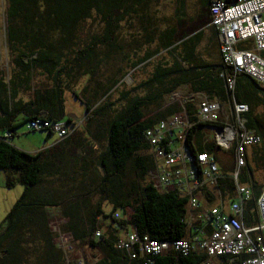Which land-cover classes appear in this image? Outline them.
Returning <instances> with one entry per match:
<instances>
[{"label":"trees","instance_id":"trees-1","mask_svg":"<svg viewBox=\"0 0 264 264\" xmlns=\"http://www.w3.org/2000/svg\"><path fill=\"white\" fill-rule=\"evenodd\" d=\"M148 1L5 0L6 42L12 68L7 76L0 74V169L4 172V186L11 188L19 183L22 192L0 224V264H62V252L56 248L55 234L50 229L51 217L54 218L49 213L51 210H58L67 219L64 230L70 231L80 241L88 238L87 242L97 248L101 258L96 264H141L137 260L129 262L126 255L114 247L115 230L110 225L99 239L91 238L93 231L101 226L97 223L99 216L112 220L110 214L103 213L102 200L110 203L114 210L121 209L125 217L120 224L130 225L138 234H146L156 240H174L184 235L185 200L174 192L159 193L147 180L146 172L152 163L145 154L147 146L142 140V132L181 112L180 103L165 101L179 86H189L194 93H213L220 99L224 94L229 98L230 92L220 76L224 67L219 56L215 57V53L207 61L198 56L196 44L199 43V33L185 37L178 44L172 42L174 32L170 29L157 35L160 47L133 61L132 68L149 62L161 52L168 53L170 60H165L163 68L155 67L151 72L148 95L130 98L120 113L111 115L113 104L108 102V96L97 105V100L84 99L85 110L89 111L85 123L89 133L87 138L74 129L64 139L35 153L20 150L7 141L14 135L19 115L22 121L18 124L36 117L50 122L64 120L63 94L74 72L89 71L94 77L101 62L120 54L122 45H118L116 40L120 37L119 25L139 11L143 13L140 21L146 25ZM208 3L209 0H205L203 17L206 13L208 15ZM94 16H99L101 32L87 33L85 24ZM141 28L145 29L146 42H151L154 30L150 34L143 24ZM208 42L215 47L214 41ZM103 47L108 51L101 54ZM261 56L264 58V52ZM35 74L45 77L48 82L32 86ZM108 90L102 93V97ZM21 93L28 94V99L24 100ZM233 96L237 102L248 105L247 127L262 138L264 122L255 114V109L258 106L264 108V89L242 74L236 78ZM183 106L190 120L195 121L192 115L196 111L194 101ZM214 125L194 123L187 134V144L192 152L206 151L217 155L213 141L202 143L196 136L199 127L211 128ZM88 136L101 143V151L96 154V164L102 172L100 180L94 185V191L93 187L88 191L83 189L85 197L79 204L69 202V199L56 200L47 187L49 177L59 170V165L55 164L69 151V146H88ZM128 163L136 177L126 187L124 180ZM247 169L252 174L248 166ZM221 170L225 172L223 168ZM240 182L248 183L252 191L243 220L246 224L256 223L254 201L264 182L259 184L242 173ZM219 188L223 196H233V183L229 178L221 179ZM94 192L99 198L90 204L87 197ZM196 261L193 255H170L155 257L153 264H194Z\"/></svg>","mask_w":264,"mask_h":264},{"label":"built area","instance_id":"built-area-1","mask_svg":"<svg viewBox=\"0 0 264 264\" xmlns=\"http://www.w3.org/2000/svg\"><path fill=\"white\" fill-rule=\"evenodd\" d=\"M208 19L217 34L219 60L224 67L220 76L230 92L228 108L211 95L191 93L176 101L182 106L181 112L142 132L145 154L152 163L146 178L159 193L174 192L185 200V232L174 240L151 239L128 224H120L121 217L114 212L109 220L119 227L107 225L115 230L114 247L129 262L153 264L157 256L193 255L197 258L194 264H264V185L254 201L257 222L246 224L244 210L252 191L248 183L240 182L246 149L257 146L261 136L247 127L248 105L233 96L236 78L242 74L264 89V0H209ZM189 101L196 106L192 114L195 121L190 120L183 106ZM172 102L175 101L168 103ZM68 120L50 122L36 117L27 123V128L49 130L59 141L74 130H69V123L72 127L77 123L75 118ZM194 123L215 124L211 127L215 149L221 153L231 151L232 167L228 172L221 170L213 153L190 150L187 134ZM224 178L233 183L231 198L223 196L219 188V181ZM101 218L104 219L97 218L101 226L93 231V239H99L107 227L101 224ZM52 222L53 241L62 252V264H96L100 260V253L87 242L88 238L80 241L63 229L66 218L53 219L50 228Z\"/></svg>","mask_w":264,"mask_h":264},{"label":"rangeland","instance_id":"rangeland-1","mask_svg":"<svg viewBox=\"0 0 264 264\" xmlns=\"http://www.w3.org/2000/svg\"><path fill=\"white\" fill-rule=\"evenodd\" d=\"M147 7V18H145L146 25L142 22L143 27L150 31L154 30V37L151 42L147 43L145 37V29L143 30L140 25V19H135L134 15L125 22L119 25L120 37H117L118 45H122L120 54L108 57L106 61L100 63V68L97 69L94 77L91 72H74V76L69 81V87L64 90V105L66 116L64 121H67L71 114V118H75L74 127L69 123V130L71 128L81 131H86V116L89 111L85 110L83 99L97 100L96 105L103 101L108 96V102L112 103L111 115L120 113L128 105L129 99L132 97L147 96L150 89H147L151 81V72L155 67L165 66V60H170V56L166 52H161L152 57L149 62H144L132 68L131 63L140 59L144 53L152 52L160 47V41L157 35H160L166 28H175L176 34L172 38L175 44L180 43L186 35L195 32L200 28H205L208 25V15L203 17V6L205 0H149ZM95 15V14H93ZM209 26V25H208ZM213 28V27H212ZM102 24L99 16L88 20L85 24V31L91 33L101 32ZM8 30V21L6 17V3L5 0H0V74H10L12 65L10 55L7 49L6 34ZM199 43L196 44V51L202 60H208L216 52V47L210 44L209 30H205L199 36ZM88 37L86 38V40ZM107 48L103 47L100 51L101 54L107 52ZM161 65V66H160ZM81 69V68H80ZM117 83L115 84V82ZM48 80L40 75H34L32 86L36 87L38 84L47 83ZM156 83V82H153ZM107 89L108 92L102 97V93ZM184 88H180L174 92L172 96L166 97V102L184 99L186 94ZM189 95V94H188ZM20 96L27 100L29 95L21 93ZM92 96V97H91ZM82 97V98H81ZM125 98V99H124ZM178 98V99H176ZM255 114L260 120L264 122V108L258 106L255 109ZM153 113V111H152ZM22 116L16 118V126L14 127V135L7 139L14 147L28 153H35L42 147H46L53 143L57 138L55 133L48 134L46 130L32 131L27 128L28 122H22ZM74 121V122H75ZM71 131V130H70ZM261 142L254 148L248 147V155L246 157L245 166L242 169V175H249L257 183L262 184L263 180V165H264V128ZM202 143H209L213 141V131L208 126L199 127L196 131ZM88 146L73 147L69 146V151L64 157L56 162L55 166L59 165V170H55L52 179L47 184L51 196L58 199H69V202L81 201L85 192L91 190L94 185L98 183L101 177V170L96 164V154L101 151V143L95 141L88 136ZM86 144V145H87ZM229 151L224 153L217 152V159L221 164L223 170L229 171L232 167V159ZM83 157V158H82ZM85 162V168L82 169V164ZM247 166L252 174L248 172ZM136 177V172L132 170L131 164L128 163L127 177L124 180L126 187H129L132 179ZM95 182V184H92ZM22 192V186L16 183L11 188L4 186V172L0 169V224L2 223L5 215L11 209L16 199ZM77 195V198L73 196ZM85 197V196H84ZM99 198L97 192L88 194V203L93 204ZM251 199V198H250ZM101 209L104 214L118 213L121 220L124 219L125 214L121 209H113L111 204L106 200L101 201ZM55 210L49 211L50 215H60ZM57 215V216H58ZM51 217V221L55 219ZM59 218V217H57ZM67 221V220H66ZM102 225L111 224L118 226L117 222H110L109 218L100 219ZM54 223H51V230ZM55 231V230H53ZM121 235L122 231L118 229Z\"/></svg>","mask_w":264,"mask_h":264},{"label":"crops","instance_id":"crops-1","mask_svg":"<svg viewBox=\"0 0 264 264\" xmlns=\"http://www.w3.org/2000/svg\"><path fill=\"white\" fill-rule=\"evenodd\" d=\"M132 15H134V17H135V19H140V17H142L143 16V13L142 12H135L134 14H132ZM127 19H129V18H127ZM141 22V21H140ZM140 25H142V23H140ZM167 29V28H166ZM165 29V30H166ZM168 29H170L171 31H173L174 32V35L176 34V29L175 28H168ZM164 30V31H165ZM205 30H209V32H210V37H207L209 40H212V41H214V43H215V47H216V50H215V52H216V55H215V57H217L218 58V56H219V53L217 52L218 51V39H217V34H216V31H215V29L214 28H212L211 26H206L205 28H200V29H198V30H196L195 32H193V33H190V34H188V35H186L185 37H190V36H193V35H195V34H197V33H199L200 34V36H201V34H203V32L205 31ZM241 83L243 84V81H241ZM180 88H184V90H185V92L183 93V94H186V95H188V94H191V93H194L192 90H191V88L189 87V86H179L174 92H176V91H178ZM211 96L212 97H214L215 99H217L218 101H220L222 104H223V106L225 107V108H228L227 107V105H228V101H227V98H226V96L223 94V96L221 97V99L217 96V95H215V94H211ZM82 98V97H81ZM82 101L84 102L85 100L82 98ZM65 112H66V110H65ZM71 117L72 116H75L74 114H71L70 115ZM246 116H247V114H246ZM76 117V116H75ZM71 130V129H70ZM81 136L83 137V138H87V135L89 134L88 133V131H83L82 129H81ZM50 134H52V133H50ZM56 142H58V139L56 138L54 141H53V143L52 144H54V143H56ZM52 144H50V145H48V146H46V147H42L41 149H44V148H47V147H49V146H51ZM254 147H256V146H254ZM254 147H252V148H254ZM40 149V150H41ZM39 151V150H38ZM248 149H246V157H247V155H248ZM99 153V152H98ZM97 153V154H98ZM50 179H52V177H49V180ZM55 212V211H54ZM56 212H58L59 213V211L57 210ZM58 215V214H57ZM53 215V216H56L55 218H57V217H59V218H65L64 216H62L61 214L60 215ZM67 220V219H66Z\"/></svg>","mask_w":264,"mask_h":264}]
</instances>
